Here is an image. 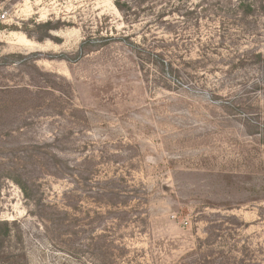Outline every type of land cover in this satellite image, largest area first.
Masks as SVG:
<instances>
[{
    "label": "rangeland",
    "instance_id": "374dc122",
    "mask_svg": "<svg viewBox=\"0 0 264 264\" xmlns=\"http://www.w3.org/2000/svg\"><path fill=\"white\" fill-rule=\"evenodd\" d=\"M125 1L0 0V264H264V8Z\"/></svg>",
    "mask_w": 264,
    "mask_h": 264
},
{
    "label": "trees",
    "instance_id": "16d2710c",
    "mask_svg": "<svg viewBox=\"0 0 264 264\" xmlns=\"http://www.w3.org/2000/svg\"><path fill=\"white\" fill-rule=\"evenodd\" d=\"M238 4L234 5L233 7H236L237 10H242V12L245 13L246 16H249V15H254L256 12L259 11V8L261 9L262 7L264 8V4H262V0H238ZM260 2V6H258V2ZM135 4V2H128V1H125V0H116V6L118 7V9L120 11H122V13L124 15H126V17L129 16V14H127V12H125L126 9H129L132 7V4ZM51 23H46L47 26H49ZM38 25H41V24H38ZM44 24H42V26H46ZM28 35L29 38H32L33 36L30 34V33H26ZM36 40L38 41H43L44 40V37H40V38H36ZM82 48H84V46L82 45ZM25 56L21 53H13V54H9V55H6L2 58V60L4 62H6L7 64L6 65H12V63L15 62V59H22L24 58ZM36 60L37 59H34L33 61H26L24 62L23 64L25 65H29L31 64V67L34 68V70L39 73L40 70L38 69V66L36 65ZM41 75H44L40 72ZM36 148H40V146H36ZM53 158H54V165L56 167H60L63 162L62 160L58 157V155H53ZM10 171V173H12L10 177H14L12 178L18 185L19 187L21 188V190L24 192V194L26 195V197L28 198H31L33 197L31 194H29V191L31 192V183L28 181V179L21 173H19L17 170L13 171V170H8ZM15 175V176H14ZM9 177V176H8ZM42 202L41 199H38L37 200V203L36 205H39L40 203ZM38 215V213H37Z\"/></svg>",
    "mask_w": 264,
    "mask_h": 264
}]
</instances>
